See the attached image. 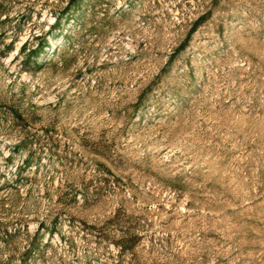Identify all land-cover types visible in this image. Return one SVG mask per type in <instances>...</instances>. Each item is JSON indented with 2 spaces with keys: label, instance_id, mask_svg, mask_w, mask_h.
Returning <instances> with one entry per match:
<instances>
[{
  "label": "rangeland",
  "instance_id": "1",
  "mask_svg": "<svg viewBox=\"0 0 264 264\" xmlns=\"http://www.w3.org/2000/svg\"><path fill=\"white\" fill-rule=\"evenodd\" d=\"M0 264H264V0H0Z\"/></svg>",
  "mask_w": 264,
  "mask_h": 264
},
{
  "label": "trees",
  "instance_id": "2",
  "mask_svg": "<svg viewBox=\"0 0 264 264\" xmlns=\"http://www.w3.org/2000/svg\"><path fill=\"white\" fill-rule=\"evenodd\" d=\"M77 1H78V0H69V6H71L73 3L77 2ZM44 42L46 43V40H44ZM44 42H43V43H44ZM43 43H42V44H43ZM42 44L39 46V48L42 47Z\"/></svg>",
  "mask_w": 264,
  "mask_h": 264
}]
</instances>
